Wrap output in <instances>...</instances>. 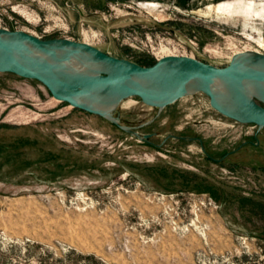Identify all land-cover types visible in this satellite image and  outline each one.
<instances>
[{"label": "rangeland", "instance_id": "374dc122", "mask_svg": "<svg viewBox=\"0 0 264 264\" xmlns=\"http://www.w3.org/2000/svg\"><path fill=\"white\" fill-rule=\"evenodd\" d=\"M179 1L0 0V28L139 65L264 53V0ZM118 112L153 137L0 74V264H264V129L248 134L203 94Z\"/></svg>", "mask_w": 264, "mask_h": 264}, {"label": "water", "instance_id": "95a60500", "mask_svg": "<svg viewBox=\"0 0 264 264\" xmlns=\"http://www.w3.org/2000/svg\"><path fill=\"white\" fill-rule=\"evenodd\" d=\"M0 74L37 81L55 100L99 116L140 141L153 135L124 126L118 112L130 98L163 110L203 94L223 117L264 129V53L257 51L236 54L223 68L188 56H166L144 67L85 42L44 40L0 28Z\"/></svg>", "mask_w": 264, "mask_h": 264}, {"label": "trees", "instance_id": "16d2710c", "mask_svg": "<svg viewBox=\"0 0 264 264\" xmlns=\"http://www.w3.org/2000/svg\"><path fill=\"white\" fill-rule=\"evenodd\" d=\"M181 7L183 8H186L188 7L187 5L189 4V2L187 0H180L179 3H178ZM141 64V66L143 65L144 67H151L155 64V62L153 61H150V60H144V61H141L139 62Z\"/></svg>", "mask_w": 264, "mask_h": 264}, {"label": "built area", "instance_id": "2783aa9c", "mask_svg": "<svg viewBox=\"0 0 264 264\" xmlns=\"http://www.w3.org/2000/svg\"><path fill=\"white\" fill-rule=\"evenodd\" d=\"M65 29L67 30V28L65 27ZM69 39V38H68ZM210 107H211V105H210ZM232 121V120H231ZM235 125H237V126H240V127H245V128H247L249 131H248V134H251V133H253L254 131H256L257 129H258V131H259V128L256 126V125H242V124H239V123H237V122H234V121H232Z\"/></svg>", "mask_w": 264, "mask_h": 264}]
</instances>
